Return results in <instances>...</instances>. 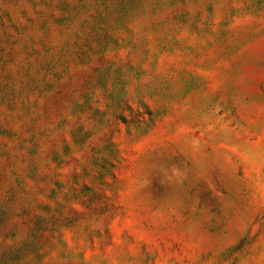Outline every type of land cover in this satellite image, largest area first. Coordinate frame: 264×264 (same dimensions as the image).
I'll list each match as a JSON object with an SVG mask.
<instances>
[{
	"label": "rangeland",
	"instance_id": "1",
	"mask_svg": "<svg viewBox=\"0 0 264 264\" xmlns=\"http://www.w3.org/2000/svg\"><path fill=\"white\" fill-rule=\"evenodd\" d=\"M0 264H264V0H0Z\"/></svg>",
	"mask_w": 264,
	"mask_h": 264
}]
</instances>
